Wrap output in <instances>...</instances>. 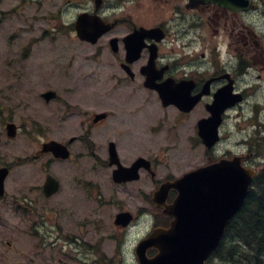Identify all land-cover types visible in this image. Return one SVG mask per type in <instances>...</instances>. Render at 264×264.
<instances>
[{"label":"rangeland","instance_id":"obj_1","mask_svg":"<svg viewBox=\"0 0 264 264\" xmlns=\"http://www.w3.org/2000/svg\"><path fill=\"white\" fill-rule=\"evenodd\" d=\"M3 1L0 167L10 165L12 172L5 183L0 210V264H138L134 251L150 231V223L143 221L119 232L114 219L121 211L136 214L152 209L155 183L139 180L114 184L113 168L106 165L105 145L112 139L127 165L162 149L172 157L178 174H184L206 162L203 146L193 132L196 120L192 117L175 132L172 117L162 115L161 105L145 99V95L130 99L117 93L111 105L95 103L94 96L84 99V91L78 90L79 81L86 83L90 73L101 71L94 51L80 47L67 28L51 23L49 8L43 3ZM107 61L103 58L102 64ZM261 85L263 88L251 91L248 104L231 113L221 145L222 151L244 156L247 165L256 170L264 162L260 163L249 144L257 135L253 115L257 107L264 120V83ZM49 90L58 92L62 100L45 103L41 95ZM71 102L78 104L76 109ZM103 110L111 116L96 128L90 116ZM8 120L20 128L14 140L6 136L4 125ZM108 133L115 136L107 137ZM73 137L80 138L75 143L80 157L74 161L31 159L44 143ZM88 140L96 146L100 163L87 148V143L91 146ZM46 172L61 182L60 193L49 203L42 193Z\"/></svg>","mask_w":264,"mask_h":264},{"label":"flooded vegetation","instance_id":"obj_2","mask_svg":"<svg viewBox=\"0 0 264 264\" xmlns=\"http://www.w3.org/2000/svg\"><path fill=\"white\" fill-rule=\"evenodd\" d=\"M251 1L252 8L249 12L235 13L214 4L190 7V0H43L53 10L50 17L58 23L75 26L80 16L89 15L98 16L111 26L110 32L95 45L82 41L78 43L80 47L94 51L101 63L99 68L108 74L104 82L90 81L93 89L85 82H80L79 89L84 91V99H92L94 96L95 103L111 105L117 93L130 99L141 94L145 95V99L161 104L160 96L163 92L145 87V67L151 58H154L156 86L165 88L170 94H179L182 100L201 96L200 102L190 113H184L175 106H161V111L165 114L168 112L172 117V123L177 128L173 129L175 132L192 117L193 121L196 120L193 122V132H198L197 123L210 116L207 106L214 101L218 90L228 87L234 95L241 94L243 98H247L249 89L257 88L256 85L264 79V0ZM142 30L157 32L142 38ZM135 56L139 58L132 61ZM105 57L108 61L102 64ZM94 76L96 80L101 78L99 73ZM71 105L75 109L78 106L74 102ZM103 113L107 114V118L94 123L95 115ZM110 116L109 111L103 110L93 113L90 118H93L92 123L97 128L103 126ZM223 128L224 125L220 131ZM113 136L115 135L111 133L107 135ZM73 138L69 142H63L70 151L66 160H56L51 158L52 155L39 152L31 156L35 160L49 156V162L74 161L80 157L75 151V143L80 138L70 142ZM109 140L105 145V151L108 152L106 165L114 171V167L110 165L111 143H114L117 152L118 148L112 139ZM88 141L91 146L87 143V148L100 163L96 146ZM212 153L216 155L215 151ZM210 154L205 152L203 158L206 162H202L198 168L213 162ZM217 156L225 157V154L220 153ZM142 157L148 162H145L146 166L142 165L140 178L137 180H152L155 188L150 198L152 209L132 213L133 226L136 227L144 221L150 223L151 231L157 228L167 229L173 218L164 213V208L159 209L152 202V195L161 184L177 180L184 174H178L172 157L169 158L162 149ZM139 158L141 157L132 160L128 165L122 161L121 163L130 168ZM3 167L11 170V166L6 164ZM49 174L46 172V177ZM111 179L113 180V176ZM157 180L160 181L157 183ZM55 196L57 194L45 198V202L49 203ZM176 197L177 192L170 191L166 204H172ZM117 229L119 232L126 230ZM155 253L150 251V254ZM29 263L30 261L27 264Z\"/></svg>","mask_w":264,"mask_h":264},{"label":"water","instance_id":"obj_3","mask_svg":"<svg viewBox=\"0 0 264 264\" xmlns=\"http://www.w3.org/2000/svg\"><path fill=\"white\" fill-rule=\"evenodd\" d=\"M197 4H216L233 11L247 10L250 2L247 0H192ZM95 25L78 26L79 36L88 41H96L99 32ZM86 30V31H85ZM88 30V31H87ZM106 31V30H102ZM148 85L154 88L153 80L148 79ZM220 95L210 108L212 117L199 123V135L208 148L213 147L219 140L218 128L222 123L224 111L236 105L241 99L233 102L226 101V96ZM55 95H44L51 100ZM173 95L162 94L163 104L175 102ZM197 99L176 105L190 112L197 104ZM9 135H14V126H9ZM44 152H53L56 157L65 158L62 146L51 142L45 144ZM140 159L130 169L120 167L114 173L116 183H125L137 177L136 173L143 162ZM111 162H116V154L111 151ZM8 170L0 171V196L4 195V182ZM255 172L242 166V158L222 160L210 166L186 174L182 179L163 184L155 192L153 201L160 207L165 197L172 189L179 193L175 202L168 206L165 213L174 217L169 229L154 231L150 237L142 241L136 255L140 264H205L207 259L218 248L229 222L242 208L252 185ZM128 179V180H124ZM58 190V182L49 177L45 186L47 196H52ZM129 214H120L117 224L126 226ZM155 248L159 251L154 258L147 256L148 250Z\"/></svg>","mask_w":264,"mask_h":264},{"label":"trees","instance_id":"obj_4","mask_svg":"<svg viewBox=\"0 0 264 264\" xmlns=\"http://www.w3.org/2000/svg\"><path fill=\"white\" fill-rule=\"evenodd\" d=\"M258 140L260 148L264 136ZM207 264H264V165L221 246Z\"/></svg>","mask_w":264,"mask_h":264},{"label":"bare ground","instance_id":"obj_5","mask_svg":"<svg viewBox=\"0 0 264 264\" xmlns=\"http://www.w3.org/2000/svg\"><path fill=\"white\" fill-rule=\"evenodd\" d=\"M21 2H24L25 4H30L28 1L26 0H22Z\"/></svg>","mask_w":264,"mask_h":264}]
</instances>
